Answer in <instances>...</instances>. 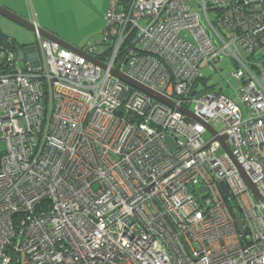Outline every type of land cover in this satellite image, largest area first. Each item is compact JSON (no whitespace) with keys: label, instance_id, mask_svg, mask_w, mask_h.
Listing matches in <instances>:
<instances>
[{"label":"built area","instance_id":"built-area-1","mask_svg":"<svg viewBox=\"0 0 264 264\" xmlns=\"http://www.w3.org/2000/svg\"><path fill=\"white\" fill-rule=\"evenodd\" d=\"M103 21L76 51L0 46V264H264V0ZM224 62L229 94L203 75Z\"/></svg>","mask_w":264,"mask_h":264},{"label":"rangeland","instance_id":"rangeland-1","mask_svg":"<svg viewBox=\"0 0 264 264\" xmlns=\"http://www.w3.org/2000/svg\"><path fill=\"white\" fill-rule=\"evenodd\" d=\"M76 1L36 0L35 3L39 10L38 12L36 11V8L31 5L30 0H23V3L20 6L17 5V9L18 11L23 9V19L26 21L31 22L33 20L39 29H41V25H44L51 31L56 32L59 37L72 41L77 47L82 46L87 40L89 41L91 39L95 42H99L101 40V31L93 37L88 36L83 38L84 29L91 23L90 18L88 19L87 13L85 12V6H89L87 4L89 3V0ZM0 29L2 33L14 39L20 46H23L17 48V52L21 55H25L36 46L37 38L32 32L11 23L2 17H0ZM217 68L222 69L221 75L217 72L211 74L209 71H203V75L207 79V87H210L211 90L217 92L223 89L224 94L231 93L230 89L225 90L226 81L230 82L232 86L234 84L233 81L230 80L229 74L231 68L229 67L228 62L219 64Z\"/></svg>","mask_w":264,"mask_h":264},{"label":"crops","instance_id":"crops-1","mask_svg":"<svg viewBox=\"0 0 264 264\" xmlns=\"http://www.w3.org/2000/svg\"><path fill=\"white\" fill-rule=\"evenodd\" d=\"M35 1L36 0H30L31 5L34 6V8H36V11L39 12ZM108 1L109 0H89V3H87L89 6L88 7L85 6V9L87 10V11L85 10V12L87 13L88 19L90 18V22L91 23L89 24V26H87L84 29L83 38L88 37V36L89 37H93V36L97 35L98 32L101 31L102 26H103V22H104L102 18H103V14L105 13V11H106V9L108 7ZM22 3H23V0H0V7L4 8L5 10H7L9 12H12L13 14H15L18 17L23 19L24 18L23 17L24 16L23 9H21V11H18V9H17V5L20 6ZM41 26L42 27H41L40 30H42L43 32H45L47 34H50V35L54 36L55 38L61 40L62 42L68 44L69 46H71V47H73L75 49L81 47V46L77 47L75 45V43H73L72 41H69L68 39L59 37V35H57L56 32L51 31L50 29H48L44 25H41Z\"/></svg>","mask_w":264,"mask_h":264},{"label":"water","instance_id":"water-1","mask_svg":"<svg viewBox=\"0 0 264 264\" xmlns=\"http://www.w3.org/2000/svg\"><path fill=\"white\" fill-rule=\"evenodd\" d=\"M0 17L8 20L9 22H11V23H13V24H15V25H17V26L25 29V30H28V31L32 32L33 34H35L37 32L39 34V36L41 38H43L44 40L56 42L57 44H59L64 49L71 50V51H76L75 48L69 46L68 44L62 42L61 40L55 38L54 36L43 32L39 28H37V30H35V28H34V26L32 24H30L26 20L18 17L17 15L13 14L12 12H9V11L5 10L4 8H1V7H0ZM89 61H92V60H89ZM113 74L116 77H118L121 81H123L124 83L132 86L133 88L138 89L139 91H141L142 93L146 94L147 96H149V97H151V98H153V99H155L157 101H160V102H162L163 104H165L167 106H170V107H173L174 106L173 103H171L170 101L162 98L161 96L157 95L154 92H151L150 90L146 89L145 87L138 85L134 81H132V80L124 77L123 75H121L118 72V70H114L113 71ZM180 111L183 114L187 115V116H192L190 112H188V111H186L184 109H180ZM165 141H166L167 144H169V146L171 145L169 139H166ZM223 142H224V138L220 139V143L222 145H224ZM249 188L251 189V191H254V189H253V187L251 185H249ZM222 189L224 191L225 197L227 198L228 197V192H227V190H226V188H225L224 185H222ZM236 221H237L238 229L241 231V227H242L241 220L238 218Z\"/></svg>","mask_w":264,"mask_h":264},{"label":"trees","instance_id":"trees-1","mask_svg":"<svg viewBox=\"0 0 264 264\" xmlns=\"http://www.w3.org/2000/svg\"><path fill=\"white\" fill-rule=\"evenodd\" d=\"M35 35V34H34ZM36 37V36H35ZM8 40V41H7ZM5 43L7 44L6 46L12 50L13 52L17 53L19 55V53L17 52V48L18 47H23L20 46L14 39L10 38L9 36L5 35L4 33H2V31L0 30V46H4ZM262 61H263V65H264V56L262 57ZM0 68H3L2 63L0 62Z\"/></svg>","mask_w":264,"mask_h":264}]
</instances>
